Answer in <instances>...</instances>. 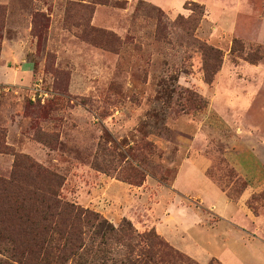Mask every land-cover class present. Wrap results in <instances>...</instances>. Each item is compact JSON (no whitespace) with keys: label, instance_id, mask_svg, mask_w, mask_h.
I'll list each match as a JSON object with an SVG mask.
<instances>
[{"label":"rangeland","instance_id":"374dc122","mask_svg":"<svg viewBox=\"0 0 264 264\" xmlns=\"http://www.w3.org/2000/svg\"><path fill=\"white\" fill-rule=\"evenodd\" d=\"M248 96L256 100L240 104ZM256 142H264V0H0V178L31 189L44 179L38 168L53 172L64 200L99 213L107 227L131 224L133 238L105 227L103 244L99 223H89L84 251L43 258L30 253L26 233L47 224L59 239L62 223H0V258L125 264L150 250L157 264H200L144 215L121 211L134 203L162 215L159 189L171 187L182 160L203 156L231 198L251 189L248 204L264 219ZM192 161L179 176L190 182L183 201L207 218L209 200L224 196L193 180L188 168L202 160ZM209 217L250 223L220 207ZM225 226L207 244L215 258L207 264H264V245H245L248 237L234 234L225 251Z\"/></svg>","mask_w":264,"mask_h":264},{"label":"crops","instance_id":"0c3cea01","mask_svg":"<svg viewBox=\"0 0 264 264\" xmlns=\"http://www.w3.org/2000/svg\"><path fill=\"white\" fill-rule=\"evenodd\" d=\"M230 92L231 93H227V96L229 97H227L228 99H230L231 96L228 94H234L231 89ZM240 100V104H250L256 99L254 100V97L251 98L248 96ZM256 145L257 149L255 150V154L258 158H261L262 162L264 163V142H256ZM189 158L193 159L194 161L197 158L202 160V163L198 167L196 166V163L192 161L194 162L192 163V167L188 168L189 171L191 169H195V171L191 173V175L194 176L193 180L198 181L199 179L200 183L209 190H214V188L217 187L224 196V199L223 197H218L216 199L212 197L209 200V203L207 204L209 208V214H206L208 219L206 217H202L199 213H197V211L193 209V207L189 206L183 201V198L191 195V191H189L190 182L187 183V185L184 184L183 181L180 180L179 176L185 169V165L187 164V160H189ZM189 158H185L184 160H182L177 174L173 179L171 187H163L158 191V196L156 197L158 202L154 204V207L156 209V207L162 204L164 207V209L162 210V215H155L154 211L151 213V215H148L149 213L147 214L146 211H144L143 213L142 211H140V207H138V209H135L134 203L133 205H130L131 207L128 206L126 212L124 211L125 213L123 211H121V213L125 214L126 216L128 215L129 219H132L133 217L138 219L141 215H144V218L146 220L153 222V228L162 237H164L167 242H169L174 248L196 260L200 264H207L212 258H214L207 249V244H209L210 239L215 237L214 231L218 230V225L220 224L226 225L224 235H218L219 238L222 237L224 240V250L226 248V243H228L226 242L227 239L234 234H239L240 238H242L244 242L246 241L245 238L248 237L251 242H245V245H254L256 242L264 245V223H262L264 219L261 216L253 214L251 209L247 206V201L249 200V197L252 193L251 189H246L239 200L232 201L231 199H229L227 194L222 191L221 188L208 177L207 170L211 166V161L203 156ZM187 174L190 173L187 172ZM179 180L181 182L180 184H183L182 187L179 184ZM185 186H187L188 188ZM196 197H200V195L198 194ZM204 203L207 202L204 201ZM218 207H220V211L223 216H226L227 214H235L236 210H238L245 215L246 219L250 223H216L210 220V213L211 215L215 214V212L218 211ZM130 208L132 209L129 210ZM143 208L144 205L142 206V209ZM188 213H191L194 219H187L186 216ZM103 214L107 216L105 210L103 211ZM107 217L111 218L110 216ZM223 220L225 221L224 218ZM251 229L256 230L255 232H252ZM225 251L231 252V250Z\"/></svg>","mask_w":264,"mask_h":264},{"label":"trees","instance_id":"16d2710c","mask_svg":"<svg viewBox=\"0 0 264 264\" xmlns=\"http://www.w3.org/2000/svg\"><path fill=\"white\" fill-rule=\"evenodd\" d=\"M193 5L202 9L201 15H204L202 6L197 3H193ZM37 172L44 175V179L40 177V182L34 181L31 189L12 180L0 178V223H62L59 231L54 230L60 236L59 239H54L53 235H49L47 224H43L41 227H30L29 232L26 233L25 239L30 253L39 254L43 258L52 256L55 250L60 253H66L73 248L81 252L84 251L86 249L84 227L89 223H99V232L102 234L101 239L104 244L107 234L104 228L109 224L108 221L95 211L64 200L59 193V188L62 185L60 176L41 168H38ZM36 179H38L37 176ZM245 189L246 186L239 198ZM227 196L232 201L239 200V198L235 200L229 195ZM248 201L247 206L252 211V206L250 203L248 204ZM65 223H70V225L65 226ZM107 228L111 232H117L133 239L129 223H125L118 229L113 226ZM63 230L67 234L66 238L62 233ZM154 255L150 250L141 252L136 259H127L125 264H157ZM15 262L22 264L18 260L0 258V264H15Z\"/></svg>","mask_w":264,"mask_h":264}]
</instances>
